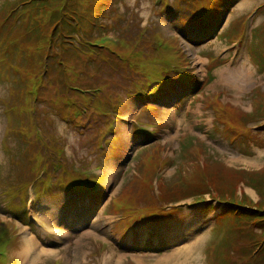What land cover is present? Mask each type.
Instances as JSON below:
<instances>
[{
	"label": "rangeland",
	"instance_id": "obj_1",
	"mask_svg": "<svg viewBox=\"0 0 264 264\" xmlns=\"http://www.w3.org/2000/svg\"><path fill=\"white\" fill-rule=\"evenodd\" d=\"M3 1L0 218L20 226L4 264H208L207 250L224 251L234 236L213 227L224 210L216 200L182 197L166 216L140 218L167 188L186 187L187 174L212 161L249 174L264 169V117L244 112L255 108L254 89L264 92V0H30L19 9L18 0ZM210 12L211 35H195L192 26L206 25ZM167 79L176 92L154 97V83ZM217 94L226 110L254 118L250 136L230 141L217 130ZM196 139L207 150L201 158ZM26 167L46 176L42 191L26 197L35 208L30 227L20 222L18 202L39 184L23 177ZM108 173L114 186L90 228L71 225L84 211L85 189L60 190L75 179L107 187ZM242 191L260 198L245 182ZM62 226L74 236L60 237ZM105 236L112 241L101 251Z\"/></svg>",
	"mask_w": 264,
	"mask_h": 264
},
{
	"label": "trees",
	"instance_id": "obj_2",
	"mask_svg": "<svg viewBox=\"0 0 264 264\" xmlns=\"http://www.w3.org/2000/svg\"><path fill=\"white\" fill-rule=\"evenodd\" d=\"M29 2L30 0H18V9L24 7ZM1 4L6 6L9 2L5 0ZM215 11L216 7H213L212 13L214 14ZM212 13H208L206 18H204V20H207L205 25L207 27L214 24L213 19L210 20ZM201 24L199 20L197 26ZM205 26L200 27V29H204ZM74 29V25L72 27L69 26L67 33L74 31ZM175 54L177 61L182 65L181 60L184 58V54L177 55L179 54L178 50L175 51ZM178 75L180 77L183 73L179 71ZM174 81V79L161 81L162 83L156 81L157 83H154V85H159V93H161L163 92L162 89H172ZM254 90V93H251V97L253 95L255 108L244 112L251 113L254 111L255 118H257L256 110H258L259 116L264 117V92L258 89ZM216 96V102L214 106H211L213 108L214 119L223 123L222 128L216 127L217 130L220 131L221 129V132L229 136L230 141L238 139L241 141L245 139V136H250L252 127L248 125V122L253 121L254 118L246 121L241 110H235L233 113L226 110L227 104L222 101L226 105L223 106L220 103L219 95L217 94ZM247 140H250V137ZM204 145L202 140L196 139L194 152L199 158H201V152L207 151ZM26 168L32 169L31 167ZM245 174H249V171L230 167L223 162L213 163L212 161L205 167L192 170V174L188 173L186 176V187L182 188L183 190L178 188V191H172L167 188L161 194L159 201L146 206L144 210L151 216L169 213V211L180 207L175 205L177 200L181 201L182 197L188 196L194 197L193 202L203 200L209 204L211 201L216 200L223 205L224 210L217 218L215 226H220L226 233L232 234L234 237L229 241L224 251L222 250L217 253L207 250L208 264H220L221 262L224 264H264V169L252 172L247 176ZM82 182V180L75 179L69 187L70 189L79 190L83 187ZM241 182H245L255 189L260 197L258 201H254L244 191H242L241 195L238 194L237 187ZM89 191L91 194H95L94 191ZM206 194H209L208 198ZM257 228L261 229L260 232L255 231ZM240 241L245 242V245H240ZM236 254L239 255V258L234 260L231 256H235ZM0 264H2L1 259Z\"/></svg>",
	"mask_w": 264,
	"mask_h": 264
},
{
	"label": "bare ground",
	"instance_id": "obj_3",
	"mask_svg": "<svg viewBox=\"0 0 264 264\" xmlns=\"http://www.w3.org/2000/svg\"><path fill=\"white\" fill-rule=\"evenodd\" d=\"M108 175H109V177H112V178H114V176H113V175H111V174H109V173H108ZM146 248H148V247H146Z\"/></svg>",
	"mask_w": 264,
	"mask_h": 264
}]
</instances>
